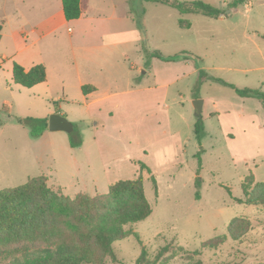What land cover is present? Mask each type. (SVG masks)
I'll return each instance as SVG.
<instances>
[{"label": "rangeland", "instance_id": "1", "mask_svg": "<svg viewBox=\"0 0 264 264\" xmlns=\"http://www.w3.org/2000/svg\"><path fill=\"white\" fill-rule=\"evenodd\" d=\"M200 1L225 17L180 13L146 0H85L87 13L119 16L107 20L110 28L104 26L119 32L104 37L106 70L78 77L49 67L46 82L26 88L12 80L15 60L1 55L12 51L10 30L45 18L53 0H0V24L8 18L0 42V189L44 175L54 191L94 197L112 182L137 177L141 163L156 179L157 193L143 170L152 212L125 226L141 242L133 234L114 241L116 258L108 257L106 264H136L142 246L150 260L168 246L156 264L264 263V210L235 200L244 198L241 182L247 175L264 182L262 100L209 79L195 86L202 71L239 88L264 91V0L236 6L231 0ZM68 33L67 28L58 33L64 39L62 57L70 52ZM89 75L100 84L95 96L106 97L93 105L78 84ZM197 99L204 100L200 113ZM51 114L64 116L72 131H50ZM28 118H46L47 128L32 136L23 122ZM200 118L204 134L197 140L194 125ZM236 217L251 222L238 241L227 233ZM223 236L217 247L204 246ZM185 251L199 254L190 258Z\"/></svg>", "mask_w": 264, "mask_h": 264}, {"label": "trees", "instance_id": "2", "mask_svg": "<svg viewBox=\"0 0 264 264\" xmlns=\"http://www.w3.org/2000/svg\"><path fill=\"white\" fill-rule=\"evenodd\" d=\"M167 4L180 13H199L211 18L225 17V13L200 0H146ZM246 0H231L236 6ZM64 16L67 20L81 15L80 0H61ZM182 24V21H180ZM1 30V24H0ZM152 55L162 57L159 51ZM212 80L231 87L243 97H256L262 100L264 91L251 88H239L221 78L211 77L199 71L196 84L203 80ZM12 80L26 88H31L46 80V69L41 63L25 69L14 62ZM87 94L92 85L81 86ZM32 136L37 137L47 128L46 118H28L23 121ZM194 132L197 140L204 134L201 118L195 122ZM200 152L197 153L199 169ZM197 169V175L199 174ZM140 174L132 179L112 182L106 193L94 197L77 194L71 198L47 186L44 175L31 177L22 185L0 189V264H106L110 257L115 260L113 242L133 234L139 242V236L125 226L147 218L152 208L145 196L142 172L152 176L155 193L157 184L150 168L140 164ZM199 184V180L195 181ZM244 198H236L239 203L260 206L264 210V182H256L253 174L247 175L241 182ZM199 198V193L195 194ZM251 228L248 218L236 217L227 227V233L233 240H242ZM225 237H215L204 242V246L217 247ZM178 250H183L177 246ZM168 252V246L159 249L152 260L142 246L136 264H156ZM198 255L199 251H185ZM187 264H202L199 259ZM264 264V263H257Z\"/></svg>", "mask_w": 264, "mask_h": 264}, {"label": "crops", "instance_id": "3", "mask_svg": "<svg viewBox=\"0 0 264 264\" xmlns=\"http://www.w3.org/2000/svg\"><path fill=\"white\" fill-rule=\"evenodd\" d=\"M84 2L85 0H80L81 15L76 19L67 20L63 13L61 0H53L51 4L52 12L45 18L34 22L21 23L16 28H12L8 33L11 39L12 51L9 54H2L1 59L7 60L10 57L15 60L13 63L16 62L25 69L41 63L46 69V80L49 67L51 69H69L78 77L81 74L90 72L95 73V75L99 74L98 72L102 74L106 70L107 62H109V59L104 56L105 46H107L104 37L108 33L111 35L119 34V32L113 33L109 32L110 30H105L104 26L110 28V23L107 20L117 19L119 16L115 11L109 16H102L95 12L87 13L85 12ZM7 19L5 16L2 20L4 22L1 24L0 42L4 25L8 23ZM63 28H67L69 31L66 41L70 46V52L66 57L61 56L65 55L61 49L64 39L58 35ZM18 38H21V40H18ZM28 39L29 42H27ZM124 55L127 54L124 53ZM78 84L93 86L94 89L91 92L87 94L82 92L89 105L96 104L106 98L95 96V92L100 86L96 76L89 75L86 80L80 79ZM169 84L164 85L168 86ZM202 102L204 103V100Z\"/></svg>", "mask_w": 264, "mask_h": 264}, {"label": "water", "instance_id": "4", "mask_svg": "<svg viewBox=\"0 0 264 264\" xmlns=\"http://www.w3.org/2000/svg\"><path fill=\"white\" fill-rule=\"evenodd\" d=\"M195 109L197 113H200L202 100L197 99L194 102ZM48 129L50 131H66L71 132L73 125L64 116L60 114H51L48 118Z\"/></svg>", "mask_w": 264, "mask_h": 264}]
</instances>
